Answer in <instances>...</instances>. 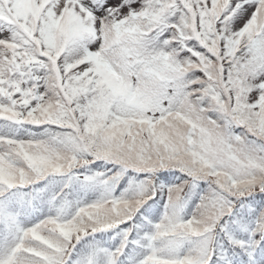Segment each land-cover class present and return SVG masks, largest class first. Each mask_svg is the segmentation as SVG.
<instances>
[{"label": "snow or ice", "instance_id": "snow-or-ice-1", "mask_svg": "<svg viewBox=\"0 0 264 264\" xmlns=\"http://www.w3.org/2000/svg\"><path fill=\"white\" fill-rule=\"evenodd\" d=\"M0 264H264V0H0Z\"/></svg>", "mask_w": 264, "mask_h": 264}]
</instances>
